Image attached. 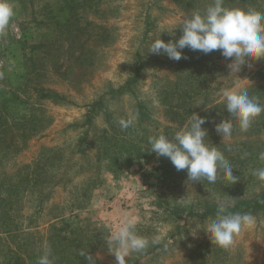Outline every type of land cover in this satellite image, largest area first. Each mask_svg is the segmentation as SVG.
Wrapping results in <instances>:
<instances>
[{"label":"rangeland","instance_id":"rangeland-1","mask_svg":"<svg viewBox=\"0 0 264 264\" xmlns=\"http://www.w3.org/2000/svg\"><path fill=\"white\" fill-rule=\"evenodd\" d=\"M9 2L14 16L0 32V264H38L51 241L52 252L68 248L61 264H74L70 249L85 264L88 255L117 264L106 239L125 215L150 242L126 264H264V207L230 211L256 222L229 248L212 244L203 230L218 200L256 199L264 189L252 175L264 167V113L243 132L225 105L170 106L195 94L205 102V93L224 87L246 89L264 105V59L236 74L216 50L200 63L189 59L190 75L174 67L195 51L183 49L179 61L150 53L155 39L180 38L186 14L205 11L194 10L193 0ZM193 112L205 118V142L223 152L236 181L219 170L215 183L193 182L187 170L150 152V136L171 138ZM129 117L133 125L121 129L119 120ZM226 119L233 130L222 139L215 126ZM57 237L66 238L59 245Z\"/></svg>","mask_w":264,"mask_h":264},{"label":"clouds","instance_id":"clouds-1","mask_svg":"<svg viewBox=\"0 0 264 264\" xmlns=\"http://www.w3.org/2000/svg\"><path fill=\"white\" fill-rule=\"evenodd\" d=\"M13 16L14 8L9 0H0V32L9 26ZM180 28L182 35L178 40L165 42L159 37L152 42L149 52L163 53L169 59L179 61L185 48L204 54L219 50L223 57L232 60L228 67L236 74L249 61L264 59V13L254 8L227 7L224 0H213L204 12L186 14ZM222 98L227 112L238 121L243 132L249 129L255 118L264 113V105L259 103L258 98L251 97L246 89L225 88ZM133 122L132 117L121 118L119 125L121 129H127ZM205 123L204 117L193 112L188 124L171 138L162 133L150 136V152H154L158 158L167 157L177 171L187 170L188 180L193 182L203 178L215 183L219 170H223L227 179L236 181L233 166L223 152L216 145L205 142L207 130L202 127ZM215 129L222 139H229L233 122L230 119L223 120L216 124ZM258 158L264 161V152L259 153ZM252 175L264 182V167L252 170ZM180 201L185 205L192 203L185 197L180 198ZM228 208L227 201L218 200L215 217L209 218L203 228L211 243L222 248L231 247L235 236L256 222L251 213L230 212ZM106 240L108 250L115 256L117 264H126L130 254L143 252L150 243L148 238L136 232V220L131 215H125L119 225L110 230ZM86 258L88 264H95L91 255ZM38 264H54L50 246L42 249Z\"/></svg>","mask_w":264,"mask_h":264},{"label":"trees","instance_id":"trees-1","mask_svg":"<svg viewBox=\"0 0 264 264\" xmlns=\"http://www.w3.org/2000/svg\"><path fill=\"white\" fill-rule=\"evenodd\" d=\"M182 1V0H181ZM230 1H233V2H236L237 4H239L238 6L240 8H248V5L249 4H252L254 2H256L255 4V7H256V10H264V0H230ZM185 2V0H184ZM213 2V0H193V5H194V10H199V9H202V10H206V8ZM230 2H227L225 1L224 4H229ZM197 4V5H195ZM249 8H253V7H249ZM255 9V8H254ZM192 12V11H191ZM204 12V11H203ZM202 13V12H201ZM190 14V12H189ZM214 52V51H213ZM198 54H196V51H195V54L191 55L188 57L187 60L183 61V62H179V64L177 65V67H174L176 68L179 73H183L184 71H188L189 74L191 75V72H194L192 71L191 67L187 66V61L190 59V60H193L194 62H201V60H204L206 59V57H209L211 56L213 53H209V54H204L203 52H200V51H197ZM137 60H138V63L141 65L142 64V61L140 60V54L138 53L137 54ZM206 64V62H205ZM263 68H264V65H263ZM193 76H196V75H193ZM193 78V77H192ZM195 80V78H194ZM202 83H198L195 86L196 90H198V88L202 87ZM226 87H224L225 89ZM188 94V93H187ZM186 93H183V95H187ZM222 93L216 95V96H209L208 93L206 94L205 93V102H201L199 100L198 97H196L197 95H193V98L192 100H189V99H186V98H182L181 99H178L175 103L171 104L170 106L172 107H178V108H181V110H184L185 111H192L193 109L195 108H210L211 109H219V107H222L225 105L224 101H219V102H216L220 96H221ZM187 96H190V95H187ZM259 207H264V189L262 190V192L260 193V195L256 198V199H250V200H240V201H237L235 203H232L229 205V208L228 210L229 211H232L233 209H237V208H240V209H250L251 211L255 210L256 208H259ZM55 225L54 223H50L49 224V228L50 230H53L55 228ZM11 231L12 229H7L3 232H9ZM63 236V235H62ZM59 238V245L61 243V241L66 238V237H57V239ZM52 239V237H51ZM52 249V241L50 242V245H49ZM61 247H63V245H61ZM68 248H60L58 250H56L55 252H52V257H53V261H54V264H61V257L63 256V252H65V250H67ZM76 249V248H74ZM70 254H73V258L69 259L70 262L74 263V264H85L87 262L86 259L84 260V257L83 259L82 258H79V255L78 253L74 252L72 249H70ZM68 254V253H67ZM67 256H70L69 254ZM95 263L96 264H106L104 263L103 261L99 260V259H96L95 260Z\"/></svg>","mask_w":264,"mask_h":264}]
</instances>
